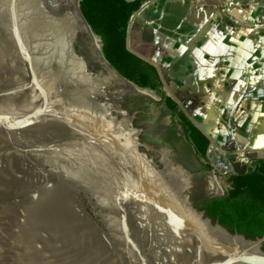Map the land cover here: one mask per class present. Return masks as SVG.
I'll return each instance as SVG.
<instances>
[{
  "label": "water",
  "instance_id": "1",
  "mask_svg": "<svg viewBox=\"0 0 264 264\" xmlns=\"http://www.w3.org/2000/svg\"><path fill=\"white\" fill-rule=\"evenodd\" d=\"M80 2L0 0V264H264V236L208 217L141 150L124 109L153 97L102 63ZM208 223L252 246L215 252Z\"/></svg>",
  "mask_w": 264,
  "mask_h": 264
},
{
  "label": "crops",
  "instance_id": "2",
  "mask_svg": "<svg viewBox=\"0 0 264 264\" xmlns=\"http://www.w3.org/2000/svg\"><path fill=\"white\" fill-rule=\"evenodd\" d=\"M145 4L129 25L130 42L173 96L187 99V113L232 172H248L264 158V30L247 28L256 14L244 0Z\"/></svg>",
  "mask_w": 264,
  "mask_h": 264
},
{
  "label": "trees",
  "instance_id": "3",
  "mask_svg": "<svg viewBox=\"0 0 264 264\" xmlns=\"http://www.w3.org/2000/svg\"><path fill=\"white\" fill-rule=\"evenodd\" d=\"M146 1L81 0L80 5L93 31L101 37V50L111 65L139 87L156 91L178 112V104L165 93L158 68L127 47L131 19ZM75 7L77 8V1ZM130 46L140 53L135 43L130 42ZM179 117L187 126L198 154L207 161L208 170H215L220 175H230L231 187L225 189L222 196L206 201L201 210L230 231L243 234L248 239L263 237L264 158L254 160L246 173H233L224 156L215 151L211 140L183 111H179Z\"/></svg>",
  "mask_w": 264,
  "mask_h": 264
},
{
  "label": "flooded vegetation",
  "instance_id": "4",
  "mask_svg": "<svg viewBox=\"0 0 264 264\" xmlns=\"http://www.w3.org/2000/svg\"><path fill=\"white\" fill-rule=\"evenodd\" d=\"M152 97L129 101L124 110L135 116L130 127L138 132L141 150L148 154L149 159L165 169V156L174 167H180L186 177H191L193 203L201 210L206 201L220 193L211 181L212 172L203 163L187 126L179 117L180 107L175 112L157 92Z\"/></svg>",
  "mask_w": 264,
  "mask_h": 264
},
{
  "label": "bare ground",
  "instance_id": "5",
  "mask_svg": "<svg viewBox=\"0 0 264 264\" xmlns=\"http://www.w3.org/2000/svg\"><path fill=\"white\" fill-rule=\"evenodd\" d=\"M72 7L75 9V11H77L79 13V5L77 2V8L75 7V2L73 3ZM86 32L88 33V35L90 36L92 43L94 45V48L99 56V59L102 61V63L105 66H109L107 59L105 58L103 51L101 50V39L100 37H98L93 31L92 29L88 28L86 29ZM130 92H132L133 94H138V95H149V96H154V93L148 89H142V88H138V87H134V86H130ZM216 177V176H215ZM217 179V177H216ZM209 229L211 232V236H212V240H213V244H214V248H215V252H220L222 250H230L232 252H237L243 249H250V246H252L251 244L245 243L244 241H242L239 238H235V237H229L226 235V233L224 231H222L220 228L218 227H212L209 223Z\"/></svg>",
  "mask_w": 264,
  "mask_h": 264
},
{
  "label": "rangeland",
  "instance_id": "6",
  "mask_svg": "<svg viewBox=\"0 0 264 264\" xmlns=\"http://www.w3.org/2000/svg\"><path fill=\"white\" fill-rule=\"evenodd\" d=\"M156 1L157 0H147L145 5L152 3V2H156ZM244 3H248L249 7L252 8L251 11L256 14L255 25H253V26L250 25L247 28L248 29H263L264 30V17H261L258 15V13H261V14L264 13V0H244ZM244 9H246V8H244ZM242 28L247 29L246 26H244V27L241 26V29ZM256 40L259 41L258 38H256ZM178 100L182 103L183 107L189 113L188 109L185 106V102L187 99L182 98V99H178ZM190 115L192 116V118H194L192 114H190ZM193 149L195 150L194 146H193ZM203 161H204L203 162L204 164H207V161L205 159ZM211 172H212L211 181H212L213 185L218 189L219 192H222V189L225 190V189L231 187V183H230V179H229L230 175H220L215 170H211ZM215 176L217 177L216 180H215Z\"/></svg>",
  "mask_w": 264,
  "mask_h": 264
},
{
  "label": "built area",
  "instance_id": "7",
  "mask_svg": "<svg viewBox=\"0 0 264 264\" xmlns=\"http://www.w3.org/2000/svg\"><path fill=\"white\" fill-rule=\"evenodd\" d=\"M223 190H224V189H222V192H220L219 194H222V193H223Z\"/></svg>",
  "mask_w": 264,
  "mask_h": 264
}]
</instances>
